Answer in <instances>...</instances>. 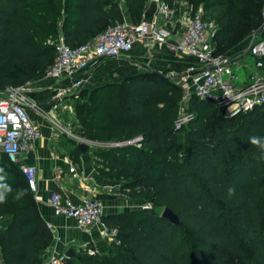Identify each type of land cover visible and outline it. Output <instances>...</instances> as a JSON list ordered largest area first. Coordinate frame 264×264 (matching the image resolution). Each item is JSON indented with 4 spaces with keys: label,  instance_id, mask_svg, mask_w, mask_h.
Returning <instances> with one entry per match:
<instances>
[{
    "label": "trees",
    "instance_id": "trees-1",
    "mask_svg": "<svg viewBox=\"0 0 264 264\" xmlns=\"http://www.w3.org/2000/svg\"><path fill=\"white\" fill-rule=\"evenodd\" d=\"M146 1L0 0V91L41 75L55 58L58 35L78 46L124 13L137 23ZM188 1L215 24L216 54L260 27L264 0ZM83 93L75 106L78 133L113 144L92 151L97 175L118 183V195L149 206L103 215L119 244L103 255L90 244L71 249L62 264H264V161L249 142L264 137V105L225 117L212 101L192 96V117L173 130L181 90L153 70ZM0 170V184L11 188L0 203V264H42L52 233L17 164L1 154ZM163 208L177 224L160 215Z\"/></svg>",
    "mask_w": 264,
    "mask_h": 264
},
{
    "label": "built area",
    "instance_id": "built-area-1",
    "mask_svg": "<svg viewBox=\"0 0 264 264\" xmlns=\"http://www.w3.org/2000/svg\"><path fill=\"white\" fill-rule=\"evenodd\" d=\"M147 6H152L148 18L144 17ZM260 17L259 33L255 35L254 32L242 49L243 53L252 56L250 69L244 78L238 77L231 69L232 64L245 65L239 63L236 54L214 53L216 26L204 17L201 5L193 7L188 0H147L137 23L122 19L92 40L75 47L67 46L58 35L52 41L55 58L41 75L20 86H8L0 91V155L4 154L10 162L17 164L33 199L37 200L36 167L23 159L33 149V142L41 136L27 110L37 113L43 110L26 91L37 83L49 81L47 90L51 101H60L71 92L84 88V72L89 67L108 58H126L137 42L164 46L168 51L189 59L184 72L174 79L181 90V99L173 130H179L192 117L186 110L187 101L192 96L212 101L225 117L264 105V1ZM56 125L51 123L50 129ZM97 195V186L86 184L78 202L51 192L47 204L54 216L72 219L79 229L97 228L100 237L108 244H119L116 230L108 228L102 221L103 203ZM45 224L52 233V244L42 264H62L66 250L63 247L59 249V246L66 243L49 223Z\"/></svg>",
    "mask_w": 264,
    "mask_h": 264
},
{
    "label": "crops",
    "instance_id": "crops-1",
    "mask_svg": "<svg viewBox=\"0 0 264 264\" xmlns=\"http://www.w3.org/2000/svg\"><path fill=\"white\" fill-rule=\"evenodd\" d=\"M151 11L152 6H147L144 17H150ZM127 18V14L124 13L123 19L128 20ZM244 43L230 50L237 55L235 56L237 60L246 55L242 50ZM188 61L186 56L174 54L164 46L137 42L126 58H108L89 67L84 72L83 87L92 89L104 83L121 80L139 68H147L173 79L176 75L184 72ZM48 83L49 81L37 83L35 85L37 91L28 96L38 102L43 98L45 92L48 93L47 89L41 88L47 86ZM43 106L44 104H40V107ZM27 111L30 119L37 124L41 134L40 138L33 142V149L27 152L23 159L25 163L34 164L36 167L37 200L34 201L39 216L45 223H49L52 230L66 243L65 250L71 245H78L80 248L87 244L92 245L96 252L98 249L102 250L103 247L101 246L109 244L100 237L97 228L79 229L74 225L72 219L53 215L50 206L47 204L50 193L57 192L60 196L76 203L82 194V188L86 184L96 185L97 194L102 197L105 196L102 199L103 215L137 208L139 201L118 195L116 193L118 183L97 175L86 152L79 153L78 158L73 159L70 155L71 149L68 148L69 143H59L56 138H53L55 136L53 134L54 129H50V124L43 118L36 121L33 116L34 111L30 109ZM75 146L76 144L73 145V147ZM62 247V245L59 246V249ZM105 253L103 252V254Z\"/></svg>",
    "mask_w": 264,
    "mask_h": 264
},
{
    "label": "rangeland",
    "instance_id": "rangeland-1",
    "mask_svg": "<svg viewBox=\"0 0 264 264\" xmlns=\"http://www.w3.org/2000/svg\"><path fill=\"white\" fill-rule=\"evenodd\" d=\"M238 61L240 64L242 65L245 64V65L242 67L241 66L239 67L236 64H232L231 69L235 72V74L238 77L244 78L247 75L248 70L250 69V65L252 62V56L249 54H246L243 57H241ZM139 70L140 68L137 69V71ZM133 73H135V71ZM175 78L176 76L173 79ZM41 88L47 89V86L45 85V86H42ZM85 89H89V88H85ZM36 91H37V88L33 86V87H30L26 92L29 95ZM83 91H84V88L81 89L79 92H71L69 95L62 98V100L60 101H51V98L47 96L48 93L45 92V94L43 95V98L38 101L39 103L36 101L38 104H44V106L41 107L43 112L39 111V113H37L36 111H34L33 116H34V119L36 118L35 119L36 121L37 119L41 120V118H43L46 122H48V124H51V123L57 124L56 126H53L54 128L53 134L55 135L53 138H56L59 143H67V142L69 143L68 148L71 149L70 155L72 156V158L79 155V153L78 154L75 153L73 145L77 144L79 140H83V142L87 143L89 147L86 151V155L89 156V159H91V162L93 163L94 162V158L92 156L93 150H96L99 147H111L113 144L112 143L101 144L95 141H90V140L84 139L78 133V125H77V120H76V115H75V106L84 101L85 94L83 93ZM44 96L46 97L44 98ZM46 122L45 124H47ZM141 206H149V204L139 201L138 207H141ZM101 247H103L104 249L102 248V250H99V249L97 250L99 255H103V252H107L108 249L111 247V245L105 244ZM70 249H73V251L76 252L79 249V246L71 245Z\"/></svg>",
    "mask_w": 264,
    "mask_h": 264
},
{
    "label": "clouds",
    "instance_id": "clouds-1",
    "mask_svg": "<svg viewBox=\"0 0 264 264\" xmlns=\"http://www.w3.org/2000/svg\"><path fill=\"white\" fill-rule=\"evenodd\" d=\"M249 142L251 145L255 146L256 149L258 150L259 155L256 158L264 161V137L254 135L249 138ZM8 192H11L10 186H8L7 184H0V203L6 200V194ZM233 192H234V189H229L230 195L233 194ZM24 194L25 193L23 191L19 193V195L21 196Z\"/></svg>",
    "mask_w": 264,
    "mask_h": 264
},
{
    "label": "water",
    "instance_id": "water-1",
    "mask_svg": "<svg viewBox=\"0 0 264 264\" xmlns=\"http://www.w3.org/2000/svg\"><path fill=\"white\" fill-rule=\"evenodd\" d=\"M258 33H259V29L255 32V35H257ZM244 54H246V52ZM76 146L80 153H84L89 147L87 143H84L81 141H78ZM160 215L163 218H165L169 223H172V224L178 223L176 216L168 208H163ZM65 256L66 257L72 256V252L70 248L65 251Z\"/></svg>",
    "mask_w": 264,
    "mask_h": 264
}]
</instances>
